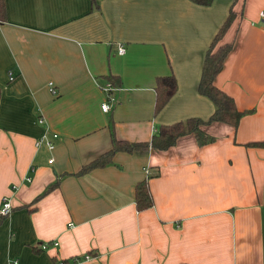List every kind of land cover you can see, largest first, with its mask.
<instances>
[{"label":"crops","instance_id":"1","mask_svg":"<svg viewBox=\"0 0 264 264\" xmlns=\"http://www.w3.org/2000/svg\"><path fill=\"white\" fill-rule=\"evenodd\" d=\"M231 7L221 44L232 50L215 85L245 113L237 129L211 123L212 144L185 135L76 176L113 139L145 143L159 126L209 119L197 86ZM4 9L0 203L11 212L0 218V264H264V148L248 145L264 141V0H4ZM170 75L177 92L154 116L155 81ZM146 178L153 206L139 212L134 188Z\"/></svg>","mask_w":264,"mask_h":264},{"label":"trees","instance_id":"2","mask_svg":"<svg viewBox=\"0 0 264 264\" xmlns=\"http://www.w3.org/2000/svg\"><path fill=\"white\" fill-rule=\"evenodd\" d=\"M191 3L201 7H209L214 0H189ZM237 15L231 7L227 18L217 31L209 47L207 48L200 79L197 86V93L209 100L214 107L213 114L203 121L197 118H190L185 121L176 122L171 125L159 126L153 134L151 140L145 143H127L113 139L112 148L110 151L101 155L100 157L83 165L75 174L76 176L84 175L94 169L103 168L111 163L113 156L116 153L124 152L131 154L133 152L147 151L149 148L165 151L175 145L177 140L185 135H193L197 145L202 147L212 144L215 139L203 131V126L211 123H222L237 129L239 122L244 112L237 109L234 100L216 87L215 79L219 74L225 59L232 50L231 44H221L227 31L236 20ZM5 18L4 0H0V22ZM109 79L112 86H117L116 83ZM155 102H154V116L160 113L168 102L173 98L177 92V85L173 75L166 77H158L155 81ZM249 146L264 148V141L249 143ZM148 178L137 183L134 188V202L137 211L141 212L152 208V197L149 193ZM56 186V183L47 187L43 194L49 192ZM42 196V195H41ZM41 196L36 198L38 200ZM3 218V217H0ZM77 261V259H75Z\"/></svg>","mask_w":264,"mask_h":264},{"label":"built area","instance_id":"3","mask_svg":"<svg viewBox=\"0 0 264 264\" xmlns=\"http://www.w3.org/2000/svg\"><path fill=\"white\" fill-rule=\"evenodd\" d=\"M259 20H260L262 26L264 27V10L263 11H260V13H259ZM118 53L119 54H123L124 53L123 47H119ZM10 78H11V74H8V79H10ZM102 90L105 93H107L108 98L110 100V93L114 90V87H112V85L108 83V84L105 85V87L102 88ZM101 109H102L103 112H107V111H109L110 108L107 105V103H104L103 105H101ZM38 123H41V120H39ZM52 138H55V135H53ZM40 142L41 141H37L36 142V146H38ZM42 142L45 144V146L48 149H51L52 148V145H51V143L49 141L43 140V138H42ZM47 163L50 164L51 163V160H49ZM145 174L147 175L148 173H145ZM26 181L28 182L29 181V178H26ZM9 213H10V205H9V203H8V201L6 199H2L1 200V206H0V215L6 216ZM56 245H57L56 242H50L48 244L43 243V244H41L39 246V248H40V250L45 251L49 246L55 247ZM83 258H84V260H86L89 257L88 256H84ZM74 261H76V260L74 259L73 262ZM12 264H16V262H13Z\"/></svg>","mask_w":264,"mask_h":264},{"label":"rangeland","instance_id":"4","mask_svg":"<svg viewBox=\"0 0 264 264\" xmlns=\"http://www.w3.org/2000/svg\"><path fill=\"white\" fill-rule=\"evenodd\" d=\"M145 173H148L149 171H148V169H145V171H144ZM148 175V174H147ZM0 206H1V203H0ZM10 212H11V208H10ZM10 214V213H9ZM8 214V215H9ZM8 215H6V216H2V215H0V217H3V218H5V217H7Z\"/></svg>","mask_w":264,"mask_h":264}]
</instances>
